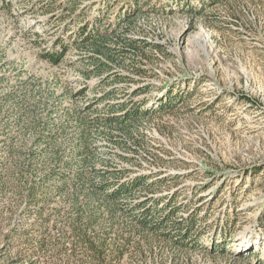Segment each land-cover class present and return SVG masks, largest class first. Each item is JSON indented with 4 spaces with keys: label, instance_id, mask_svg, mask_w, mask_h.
Returning a JSON list of instances; mask_svg holds the SVG:
<instances>
[{
    "label": "rangeland",
    "instance_id": "obj_1",
    "mask_svg": "<svg viewBox=\"0 0 264 264\" xmlns=\"http://www.w3.org/2000/svg\"><path fill=\"white\" fill-rule=\"evenodd\" d=\"M131 1L0 0V96L24 83L58 96L64 86L86 85L85 99H73L82 104L114 88L148 86L134 99L155 111L132 138L117 130L118 143L98 136L105 163L97 166L159 182L135 191L113 215L102 199L81 196L75 204L57 193L41 215L30 214L24 185L8 181L0 134V264H264V0ZM103 10L111 57L78 37ZM63 43L69 49L58 66L42 59ZM97 60L107 66L103 75L92 73ZM56 104L66 110L71 101ZM18 113L13 102L0 115V123L10 116L9 137ZM146 196L164 209L155 216L177 210L158 231L132 218ZM178 222L194 227L187 241L170 227ZM76 227L93 245L105 241L104 254L86 247Z\"/></svg>",
    "mask_w": 264,
    "mask_h": 264
},
{
    "label": "trees",
    "instance_id": "obj_2",
    "mask_svg": "<svg viewBox=\"0 0 264 264\" xmlns=\"http://www.w3.org/2000/svg\"><path fill=\"white\" fill-rule=\"evenodd\" d=\"M132 2L138 5V1L132 0L129 6H132ZM191 8L194 10V6ZM136 9L138 12L141 11L139 7ZM102 12L104 10L86 23V26L80 28L78 37L82 44L89 45L98 54L111 57L116 49H112L109 45L113 39L112 33L109 34V30L102 29V20H104L101 16ZM132 16L129 15L124 20L132 22ZM91 22L92 26H89ZM136 44L138 45L136 40H128L129 46ZM147 46L160 47L145 43L144 48ZM61 49V52L46 51L42 59L58 66L67 55L69 45L63 43ZM124 54L126 53H122L121 56L124 57ZM98 61L92 73L103 75L104 71H107V66ZM90 74L91 72L86 73L87 78ZM108 78L116 83L123 79L117 74H109ZM58 82L59 79L56 84ZM38 86L24 83L16 90L0 96V115L13 102L19 111L13 125L15 133L17 132L14 138L8 136L12 129L10 116L0 123V134L5 137L1 141L8 145V160L2 165L6 169L9 182L18 181L24 185L30 214L41 215L45 205L51 203L50 195L57 193L71 196L75 204L80 203L81 196H85L90 201L94 198L102 199L112 207L109 211L113 215L122 211L121 203L126 198L129 199L135 191L141 189L152 191L156 187L159 182L150 183L148 175L130 176L115 168L97 166V163L101 162L100 146L96 143L98 136L111 137V140L118 143V140L112 137L113 130H117L127 138H132L140 120L155 111L146 108L147 100L134 99L149 92L148 86L139 87L132 93L114 88L82 104L73 102V99L76 101L85 99L88 90L86 85L76 92L64 86V92L60 96L48 86L47 88ZM63 98L71 101L70 108L66 110H60L56 104ZM60 112H62L61 120L55 122V117ZM19 139L20 145H17ZM122 145L126 146V143L122 142ZM15 176L18 178L16 179ZM157 200L146 196L144 201L137 202V210L131 214L134 222L152 231H158L164 228L165 224L168 225V221L177 210L168 213L166 211L161 217L155 216L164 210L158 209ZM39 206L43 208H38ZM170 227L184 241L190 238L194 230L191 223L185 225L178 222ZM74 231L81 237L86 247H90L92 251H100L101 255L104 254L105 241L99 242V246H96L90 239L84 238L85 230L76 227Z\"/></svg>",
    "mask_w": 264,
    "mask_h": 264
}]
</instances>
